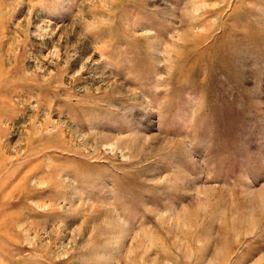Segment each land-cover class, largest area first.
<instances>
[{
	"label": "rangeland",
	"instance_id": "obj_1",
	"mask_svg": "<svg viewBox=\"0 0 264 264\" xmlns=\"http://www.w3.org/2000/svg\"><path fill=\"white\" fill-rule=\"evenodd\" d=\"M0 264H264V0H0Z\"/></svg>",
	"mask_w": 264,
	"mask_h": 264
}]
</instances>
